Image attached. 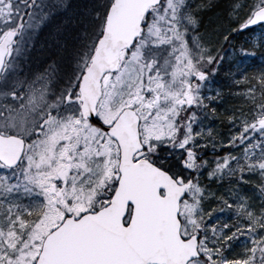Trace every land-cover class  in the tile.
Wrapping results in <instances>:
<instances>
[{
    "label": "snow or ice",
    "instance_id": "1",
    "mask_svg": "<svg viewBox=\"0 0 264 264\" xmlns=\"http://www.w3.org/2000/svg\"><path fill=\"white\" fill-rule=\"evenodd\" d=\"M0 264H264V0H0Z\"/></svg>",
    "mask_w": 264,
    "mask_h": 264
}]
</instances>
